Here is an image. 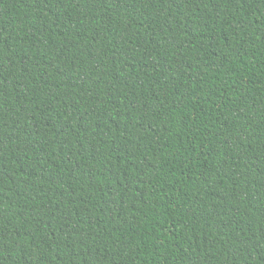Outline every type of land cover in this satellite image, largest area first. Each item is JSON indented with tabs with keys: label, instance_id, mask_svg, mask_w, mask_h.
Segmentation results:
<instances>
[{
	"label": "trees",
	"instance_id": "1",
	"mask_svg": "<svg viewBox=\"0 0 264 264\" xmlns=\"http://www.w3.org/2000/svg\"><path fill=\"white\" fill-rule=\"evenodd\" d=\"M0 264H264V0H0Z\"/></svg>",
	"mask_w": 264,
	"mask_h": 264
}]
</instances>
